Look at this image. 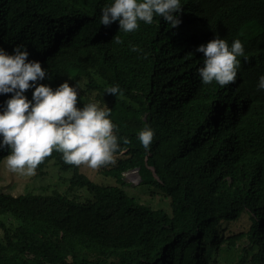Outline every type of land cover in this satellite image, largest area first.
I'll return each mask as SVG.
<instances>
[{"label": "trees", "instance_id": "obj_1", "mask_svg": "<svg viewBox=\"0 0 264 264\" xmlns=\"http://www.w3.org/2000/svg\"><path fill=\"white\" fill-rule=\"evenodd\" d=\"M110 2L0 0V48L25 45L47 70L37 83L78 82L76 106L106 105L118 137L129 140L99 171L119 184L95 182L55 150L37 166L38 176L59 167L68 189L87 190L86 199L58 187L14 195L1 186L0 264H216L225 244L245 238L240 264H264V90L256 87L264 0H181L177 26L154 16L132 33L118 32V21L100 24ZM217 35L240 39L248 57L223 87L203 85L197 73L196 48ZM117 84L123 95L104 92ZM10 96L0 94V111ZM145 125L154 130L148 150L136 135ZM7 154L0 150V162ZM135 169L165 192L171 212L125 191L124 174ZM246 213L248 228L227 234L223 223Z\"/></svg>", "mask_w": 264, "mask_h": 264}, {"label": "clouds", "instance_id": "obj_2", "mask_svg": "<svg viewBox=\"0 0 264 264\" xmlns=\"http://www.w3.org/2000/svg\"><path fill=\"white\" fill-rule=\"evenodd\" d=\"M181 9V0H111L101 9L99 22L108 26L118 21V32L132 33L140 22L151 24L154 16H159L175 27L180 23ZM113 40L121 43L118 35ZM137 50L135 46L131 48ZM196 52L203 53L202 65L197 68L203 85L215 82L223 87L234 83L240 68L239 58L248 59L240 39L229 44L218 35L199 45ZM28 56L22 44L15 45L11 54L0 48V94L11 93L0 111V150L8 151L5 167L21 176H33L37 166L53 150L61 153L65 164L86 165L91 169L114 164L120 142L126 145L129 140L118 137L117 126L110 118L111 109L106 105L98 107L96 103L77 107L78 82L70 86L65 81L55 89L37 83L45 79L47 70L40 61L29 60ZM256 87L264 90V75L258 78ZM30 88L33 91L28 99L25 91ZM104 92L116 97L123 95L118 84ZM136 135L141 146L148 150L154 130L145 125Z\"/></svg>", "mask_w": 264, "mask_h": 264}, {"label": "rangeland", "instance_id": "obj_3", "mask_svg": "<svg viewBox=\"0 0 264 264\" xmlns=\"http://www.w3.org/2000/svg\"><path fill=\"white\" fill-rule=\"evenodd\" d=\"M80 166L95 182H104L109 185L119 184L114 177H105L103 174L99 173L102 166L96 169H91L86 165ZM106 166L111 167V164H107ZM47 171L46 175L41 176H38V173H35V175L30 177L21 176L9 171L5 167L3 159L0 162V187L2 186L4 190L11 192L14 195L25 193L29 190L46 192L54 187H58L62 191L69 192L71 196L80 194L82 199L91 196V194L85 189L69 190L68 183L64 182L62 179L63 176L60 174L62 171L54 164L48 166ZM69 174V172H64V175ZM124 181V189L130 196H133L138 201L149 205L152 208L164 209L166 212H171L170 198L161 189L155 186H149L150 184L142 183L138 170L126 172L124 174ZM249 223V215L246 213L237 221L229 223L225 222L223 224L227 228V234H236L246 230ZM247 244L246 238L239 240L238 245L235 247H228L225 244L220 253L217 256L214 255L218 260L216 264H240L241 258L244 255V247H246Z\"/></svg>", "mask_w": 264, "mask_h": 264}, {"label": "water", "instance_id": "obj_4", "mask_svg": "<svg viewBox=\"0 0 264 264\" xmlns=\"http://www.w3.org/2000/svg\"><path fill=\"white\" fill-rule=\"evenodd\" d=\"M138 170V169H137Z\"/></svg>", "mask_w": 264, "mask_h": 264}]
</instances>
